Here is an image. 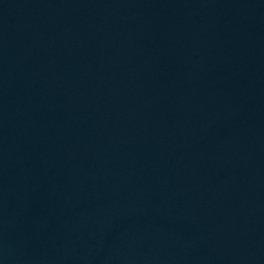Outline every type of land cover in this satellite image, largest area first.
Returning <instances> with one entry per match:
<instances>
[{
    "label": "water",
    "instance_id": "obj_1",
    "mask_svg": "<svg viewBox=\"0 0 264 264\" xmlns=\"http://www.w3.org/2000/svg\"><path fill=\"white\" fill-rule=\"evenodd\" d=\"M0 264H264V0H0Z\"/></svg>",
    "mask_w": 264,
    "mask_h": 264
}]
</instances>
